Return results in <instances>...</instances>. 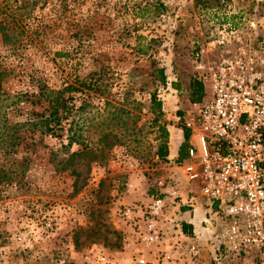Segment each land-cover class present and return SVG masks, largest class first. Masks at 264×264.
I'll list each match as a JSON object with an SVG mask.
<instances>
[{
  "label": "rangeland",
  "instance_id": "obj_1",
  "mask_svg": "<svg viewBox=\"0 0 264 264\" xmlns=\"http://www.w3.org/2000/svg\"><path fill=\"white\" fill-rule=\"evenodd\" d=\"M0 6L11 28L0 34V169L7 173L0 177V264H117L118 256L123 264L138 232L122 210L163 198L171 180L181 183L180 164L161 158L160 148L192 103L195 51L212 52L217 24L230 23L237 45L264 56V0ZM90 82L96 90L80 85ZM40 84L78 89L64 94L72 100L60 138L41 133Z\"/></svg>",
  "mask_w": 264,
  "mask_h": 264
},
{
  "label": "built area",
  "instance_id": "obj_2",
  "mask_svg": "<svg viewBox=\"0 0 264 264\" xmlns=\"http://www.w3.org/2000/svg\"><path fill=\"white\" fill-rule=\"evenodd\" d=\"M217 25L212 52L196 50L193 56L194 77L204 95L183 119L190 142L180 169L194 186L189 194L208 200L207 219L227 224L237 252L253 253L257 264H264V56L251 45H237L230 23ZM177 186L171 180L165 195L174 203ZM167 207L165 197L157 198L124 208L120 215L140 236L144 224L139 242L157 246L164 240L159 224ZM169 261L170 255L159 251L153 262L139 256L135 264Z\"/></svg>",
  "mask_w": 264,
  "mask_h": 264
},
{
  "label": "crops",
  "instance_id": "obj_3",
  "mask_svg": "<svg viewBox=\"0 0 264 264\" xmlns=\"http://www.w3.org/2000/svg\"><path fill=\"white\" fill-rule=\"evenodd\" d=\"M169 131L168 140V159L173 160L176 164L186 162V156L181 162L178 161L179 152L184 143L183 128ZM190 138H188V145ZM180 182L177 186L176 203L172 202L173 197L164 196L168 204L166 215L159 224L164 240L159 245L147 246L143 242H139V238L145 235V226L141 225L143 235L135 236L138 244L136 248L129 246L128 259H123V264H135V259L139 256L153 262L158 252H165L170 255L171 261L164 264H257L253 253H238L236 248V240L230 235L228 225L218 222L219 220L207 219L208 209L206 203L200 199L198 193L196 195L189 194L193 190L187 183L183 174L180 176ZM169 191L165 189V195ZM194 196L193 205H189L188 199ZM211 222V223H210ZM137 234V233H136ZM176 241L181 244L175 246ZM197 251L196 256H192L190 249ZM123 254V253H122ZM124 257V256H122ZM121 257L116 258L117 264H121Z\"/></svg>",
  "mask_w": 264,
  "mask_h": 264
},
{
  "label": "trees",
  "instance_id": "obj_4",
  "mask_svg": "<svg viewBox=\"0 0 264 264\" xmlns=\"http://www.w3.org/2000/svg\"><path fill=\"white\" fill-rule=\"evenodd\" d=\"M26 6H20L19 8H33L37 4V0H29L25 1L23 0ZM0 8H4L1 7ZM9 30L11 28L8 26V24L5 22V18H0V34L3 37L9 36ZM160 77L159 81L162 84H165V76L164 72L162 69L158 70ZM81 87L86 88L88 90H96V84L93 82H90L89 84L87 83H81ZM78 91L77 88H73L70 85L64 87L62 90H52L44 85L39 86L38 88V94L36 97L37 103H43L45 104V108L37 114L36 116L38 117L37 121L41 125V133L44 136H49L52 138H60V132L62 131V126H61V121L63 117L61 116L63 113L68 114L70 111V101L72 100L71 98H66L64 96L65 92L67 91ZM188 91L190 93V100L192 103H198L202 100L203 98V86L201 85L200 82H198L195 77L190 81L189 86H188ZM151 104H152V109L157 111L158 115L162 116L163 112L161 110L162 108V103L160 100L156 99L155 95H152L151 97ZM159 118H156V121ZM164 129V127H163ZM162 137L165 139V141L168 138V132L166 130H163L162 132ZM188 138H189V133L185 130L184 132V143L182 144V147L179 152V158L178 161L181 162L183 159H185L186 156V149L188 147ZM74 143L73 139L68 140V146H71ZM65 147V146H63ZM74 154H70V157L66 159L65 161L62 160L63 164H68L70 160L73 158ZM160 156L163 159H166L168 156V148H167V142L163 144L160 148ZM6 171L3 169H0V177L6 175Z\"/></svg>",
  "mask_w": 264,
  "mask_h": 264
}]
</instances>
